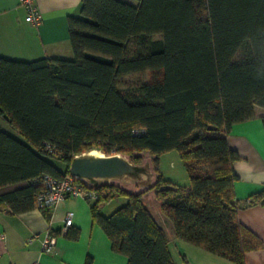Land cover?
Returning <instances> with one entry per match:
<instances>
[{
	"label": "trees",
	"instance_id": "16d2710c",
	"mask_svg": "<svg viewBox=\"0 0 264 264\" xmlns=\"http://www.w3.org/2000/svg\"><path fill=\"white\" fill-rule=\"evenodd\" d=\"M133 2L81 0L79 15L68 17L71 59L0 58V114L12 131L0 127V205L14 214L33 209L41 187L32 180L63 178L84 151L133 164L149 152L154 181L144 190L86 184L97 197L92 221L112 249L127 264H173L165 231L143 202L152 192L177 238L243 264L263 242L238 220L233 163L240 156L227 136L254 117L255 106L264 108V0ZM145 72L149 78L139 79ZM170 150L179 153L188 189L160 171L159 155ZM115 197L127 200L103 215ZM263 200L256 193L248 204Z\"/></svg>",
	"mask_w": 264,
	"mask_h": 264
},
{
	"label": "crops",
	"instance_id": "0c3cea01",
	"mask_svg": "<svg viewBox=\"0 0 264 264\" xmlns=\"http://www.w3.org/2000/svg\"><path fill=\"white\" fill-rule=\"evenodd\" d=\"M125 1L134 3L133 0ZM80 4L81 0H34L41 19L32 23L25 21L26 9L18 0H0V58L9 63L73 58L68 17L79 15ZM9 63L4 65L11 67ZM254 114L248 120L233 124L227 136L229 146L240 156L233 163L237 176L233 188L239 204L238 220L263 242L260 249L245 253L243 264H264V200L248 204L252 195L264 192V127L261 119L264 108L255 106ZM0 127L12 133L2 114ZM121 198L123 205L127 199ZM153 201L154 206L146 205V208L165 231L173 264H239L177 238L172 222L160 210L159 201ZM92 203L93 200L80 196H68L57 206L46 209L49 218L36 206L14 214L6 205H0V264H30L34 261L40 264H84L88 256L92 264H127V257L115 252L101 227L93 223ZM106 205L108 203L101 206V213L106 216L118 208L104 213ZM69 211L73 212V222L64 228ZM75 229L78 237H68V230ZM46 234L56 237L54 251L50 253L40 247V238Z\"/></svg>",
	"mask_w": 264,
	"mask_h": 264
},
{
	"label": "built area",
	"instance_id": "2783aa9c",
	"mask_svg": "<svg viewBox=\"0 0 264 264\" xmlns=\"http://www.w3.org/2000/svg\"><path fill=\"white\" fill-rule=\"evenodd\" d=\"M19 4L26 9V22L38 23L41 19V14L34 5V0H18ZM91 180L100 182L99 178L84 179L66 174L63 178H55L45 174L39 178L32 180L35 184H39L41 189L36 195L35 206L39 209H48L57 206L68 196H80L89 200L96 199V194L87 185H93ZM87 184V185H86ZM73 222V212L69 211L65 216L64 228H68ZM41 250L45 252H53L56 245V237L51 234H46L40 238ZM30 264H40L34 261Z\"/></svg>",
	"mask_w": 264,
	"mask_h": 264
},
{
	"label": "rangeland",
	"instance_id": "374dc122",
	"mask_svg": "<svg viewBox=\"0 0 264 264\" xmlns=\"http://www.w3.org/2000/svg\"><path fill=\"white\" fill-rule=\"evenodd\" d=\"M149 78V73L145 72L144 74L139 76V79L146 81ZM98 151V153L104 154L99 149H94ZM90 150L84 151L79 155L87 154ZM120 155V154H119ZM141 156V161L138 163H134L143 170V172L137 175H125L117 179H102L100 182H108L113 183L121 187V189H128L132 191H142L146 188L147 184L154 181V174H153V165L152 159L153 155L149 152H141L139 153ZM78 156V155H77ZM122 156V155H121ZM127 160L130 161L129 156H123ZM51 161L58 167L60 170L64 169L63 163L56 159L52 158ZM159 168L161 173L163 174L164 178L167 180L176 183L179 187L183 189H188L190 186V178L189 175L183 165V162L179 156V153L176 150H170L163 152L159 155ZM155 199L154 194L149 192L147 196L143 198L144 204L154 206L153 200ZM123 198L115 197L112 201L103 208L104 213H107L109 210L114 209V207H120L122 205ZM155 207H152L154 209ZM117 209V208H116ZM114 211V210H113Z\"/></svg>",
	"mask_w": 264,
	"mask_h": 264
},
{
	"label": "water",
	"instance_id": "95a60500",
	"mask_svg": "<svg viewBox=\"0 0 264 264\" xmlns=\"http://www.w3.org/2000/svg\"><path fill=\"white\" fill-rule=\"evenodd\" d=\"M69 173L84 179H117L137 175L140 168L119 154L78 155L69 164Z\"/></svg>",
	"mask_w": 264,
	"mask_h": 264
},
{
	"label": "bare ground",
	"instance_id": "6f19581e",
	"mask_svg": "<svg viewBox=\"0 0 264 264\" xmlns=\"http://www.w3.org/2000/svg\"><path fill=\"white\" fill-rule=\"evenodd\" d=\"M85 155H89V156H102L101 153H98V151L96 150H90L87 154Z\"/></svg>",
	"mask_w": 264,
	"mask_h": 264
}]
</instances>
